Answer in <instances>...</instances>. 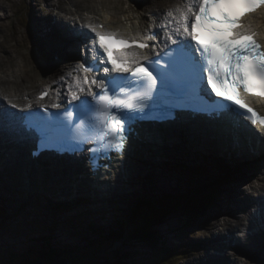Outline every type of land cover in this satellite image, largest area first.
<instances>
[{"label": "snow or ice", "instance_id": "1", "mask_svg": "<svg viewBox=\"0 0 264 264\" xmlns=\"http://www.w3.org/2000/svg\"><path fill=\"white\" fill-rule=\"evenodd\" d=\"M261 5L264 0H186L183 7L166 13L172 27L159 41L163 49L149 43L157 42L159 32L138 40L89 24L81 52L90 59L74 66L63 97L67 105L62 108V99L52 104L57 110L52 112L44 104L39 109L27 104L20 114L26 113L46 146L71 151L89 136L95 137L91 143L107 140L110 148L124 151L130 121L149 116L168 93L187 103L214 94L219 101L208 107L238 111L252 125L264 126V115L241 97V90L264 97V43L243 23V17ZM47 95L41 91L38 101Z\"/></svg>", "mask_w": 264, "mask_h": 264}, {"label": "bare ground", "instance_id": "2", "mask_svg": "<svg viewBox=\"0 0 264 264\" xmlns=\"http://www.w3.org/2000/svg\"><path fill=\"white\" fill-rule=\"evenodd\" d=\"M13 2L14 0H10ZM71 3H65L63 0H49L50 9L45 15L37 14L35 11L32 14H29L27 16L29 27L31 30L38 36V38L45 42L44 48H47L48 50L52 51V54L60 55V59L62 55L64 56V59L68 57V48L64 44H58L63 43L65 37H61L63 35V30H61L60 25L62 24L64 27L68 24L75 22L78 17L81 16H87V18H83L81 22L85 24L86 26L89 24L93 25L94 19H96V16H99V19L106 23L108 25V29H113L114 26L122 31L123 34H128L129 30H136L137 28L143 29L144 27L148 26L147 18L145 17L144 8L141 6L135 4L133 0H70ZM144 2H148V6L151 8L150 12L152 14H158L160 17H163L165 21H168L171 19L170 17H167L166 14H162L161 6H169L172 2H174L173 6L171 8L177 7L180 5L184 6L186 3V0H141ZM92 4V5H91ZM14 5L13 3H9L7 0H0V10L9 8V6ZM123 5V6H122ZM82 6H90L89 13H86L83 11L81 14H79V9L81 10H87L86 8H83ZM146 6V5H145ZM75 7V8H73ZM9 18V15L4 13V19L0 17V37L3 36L1 44H8L11 42L12 49L6 46V48L10 52H14L15 55L11 54L13 61L15 60L16 68H12L10 72L8 73H0V94L2 91L10 92L11 96H17L19 98H22L24 95H28L29 93L33 92L36 88H38L40 85L38 83H35L36 81H40L42 84L47 81H53L55 78V75L59 72V70L64 69V66H60L58 61V67L55 65V63H50L51 67H57L50 72H46L45 75H41L40 72H43V67H49V64L47 62H44L39 57V49L34 47L35 39L33 35L27 34L26 29L21 28V32L15 31L10 27L8 29L6 25V20ZM70 23H69V22ZM159 24L158 19H156V25ZM246 26L253 25L256 29L259 30V35L261 37L264 36V9L260 11L256 15H251L250 19L244 23ZM71 25V24H70ZM73 29H75L77 32H79V36H87L85 37V42L87 44L88 42V33L82 29V24L79 27L77 24L76 26H73ZM16 27H18L16 25ZM58 28L61 30V34H59ZM4 30H8L9 33L5 34ZM61 35V36H60ZM71 34L68 33L66 29V37L67 39L70 38ZM61 37V38H60ZM12 41H14L12 43ZM30 43L32 47V51L30 52V57H26L25 59L22 56V49L20 47L27 48L28 43ZM68 42V40H67ZM65 46V47H64ZM20 49V50H19ZM75 56V55H74ZM5 55L0 54V60H4ZM26 61L32 63V66L28 68ZM0 65H8L6 63H1ZM29 71V74H28ZM58 75V74H57ZM2 80H14L19 82L18 86L15 88H8L5 86L6 81ZM34 80L33 84H25L23 81H31ZM63 89L62 83H57L55 85L54 94L58 95L59 92ZM13 100L11 98H6L5 103L8 104L12 102ZM189 104V103H188ZM201 103H199L200 105ZM2 106V105H1ZM4 107V106H2ZM1 109V108H0ZM4 111L7 110V108H3ZM225 110H222L224 112ZM227 124L226 126L222 125V127L219 126L218 123L213 122H207V121H189L188 126L181 128L178 130L177 134L171 135L175 139H180L184 136V139L186 141V144L188 145H194L197 146L200 150L208 153H214L218 155L220 158H224L227 160V162L232 164H239L237 168V174L239 175L240 170V164L246 163V166H251L254 171L264 170V164L259 163L258 161L261 158H264V138L260 136L257 131L253 130L249 125H245V128L251 131L252 133L249 134L247 131H245L244 127L237 126L235 123H232V121L226 120ZM231 125L235 128H238L240 130H243L244 133L240 132L239 130H233L231 128ZM180 128V127H179ZM213 128V130H212ZM173 133V132H171ZM25 134V133H24ZM233 136H236L238 138H233ZM249 136V137H248ZM2 137V135H0ZM246 137V138H244ZM150 139H153V135H150ZM18 139H15L17 141ZM158 140L155 142L150 143V141H146L145 144L147 146H150L149 144L157 143ZM0 144H2L4 147L7 148V150L11 153L7 154L3 153L2 151L0 155V158H4L3 160L6 163H10L7 161V158L9 160H16L14 159L15 155L20 156L19 154L12 151V148H14L12 143L7 144L6 142L2 141L0 139ZM233 144L235 146H243L241 149L234 148ZM0 149H3L2 146H0ZM156 155H159L156 154ZM6 157V158H5ZM152 157V153L149 151L148 154L145 156V159H149ZM141 159H144L139 155V158L137 160H130L125 166L126 172L124 176L122 174L118 173L117 177L112 185H103V187L106 188V191L108 194L117 193L119 196L123 195L124 189L133 184L135 182V171L138 169L137 163L140 162ZM17 161V160H16ZM250 163V164H249ZM260 166V167H258ZM39 171V166L37 167ZM5 173H7L8 169L3 168ZM43 172V171H42ZM2 173V172H1ZM17 173L19 174L18 181L22 179L23 170L22 165H19L17 169ZM46 176L42 174V177L47 181V186L43 185L41 192L44 197L51 198L53 200L59 199L61 195H63L64 191H69L66 189H59L57 186L53 185L52 187H48V183L51 184L53 182H57L58 185H61L63 179H68L72 181L73 183H76L77 186L75 189L78 191L81 190L82 187H86V190L96 199L101 200L102 196L95 193L94 191L91 192V188L89 185H86L85 182H88V174L85 170H75L73 172H68L66 175L63 171L62 165H55L52 168V172H43ZM241 174V173H240ZM39 175V172H38ZM68 178H67V177ZM264 176V175H263ZM126 177V179H124ZM246 175L242 174V180L244 181L246 179ZM238 185V184H237ZM25 197H28L31 193L28 186H25ZM264 190V183L260 187L251 186V193L252 195H255V193L261 192ZM6 192L5 186H0V193ZM189 192V191H188ZM79 192H73L72 198L80 195ZM193 196V195H192ZM194 197V196H193ZM4 197L1 198L0 204L5 200ZM199 198V197H198ZM251 199V196H248L247 194L244 195V200L247 202ZM65 200V199H62ZM198 200V199H197ZM13 213V212H10ZM32 213H35L34 211ZM32 213H26L24 220L28 219ZM249 212L246 213V216H248ZM34 219V218H33ZM241 220L238 218L236 225H239ZM217 221L214 222V225L209 226L205 229L204 236L207 238L212 231L217 226ZM224 226L226 228H231L229 226V221L224 222ZM224 227V228H225ZM222 228L218 232V236H224L222 232L224 231ZM258 236H264V231L261 230L259 235H244L245 238L242 240L238 236V243L237 246L239 248L244 247L247 248L249 251V246L253 247L251 243H253L255 246H257L258 252L264 251V239L262 237ZM3 239H5L3 237ZM6 240V239H5ZM259 243H258V242ZM225 246L233 247V244H230L227 242ZM13 249H11L12 251ZM15 253V252H14ZM16 254V253H15ZM17 255V254H16ZM205 256L204 263L205 264H220V261L218 258ZM207 257H209L207 259ZM224 257V263L225 264H237L239 260L244 259V262L248 264L251 261V255H247L246 257H242L241 255H235L234 253L227 251L223 254ZM206 259V261H205ZM233 261V262H232ZM203 261L201 259H197L196 261H189L187 264H202Z\"/></svg>", "mask_w": 264, "mask_h": 264}, {"label": "rangeland", "instance_id": "3", "mask_svg": "<svg viewBox=\"0 0 264 264\" xmlns=\"http://www.w3.org/2000/svg\"><path fill=\"white\" fill-rule=\"evenodd\" d=\"M7 1H9V3L14 4L12 6H9V8H10L9 13L11 15V18L8 21H10V23H15V24L11 25V28L14 29L15 31L17 30L19 32H21V28H24L25 23H26V18H27V15L22 14L23 9L26 8V12H28V13L30 12V9H33L35 11V13L42 14V15H45L48 12V10L50 9V5L48 4V0H25L26 3H28V6L26 5L25 7L21 6L22 0H14L15 2L14 1L11 2L10 0H7ZM68 1H70V0H68ZM144 4H145V2L139 1V5H144ZM28 7H29V11H28ZM88 7H90V6H88ZM3 12L4 11L0 10V15H2L1 13H3ZM16 24L19 25L21 28L16 27ZM4 45L9 47L10 49H12L14 51V49L12 48L11 42H9L8 44H4ZM20 48L22 49V51L20 49L19 50L22 53V56L24 59L26 57H30V50H28L29 55H27V53L23 50L25 47H20ZM13 64H14V62L11 65H13ZM26 64H27L28 68L32 66V63H30L28 61H26ZM9 85H11V83L6 84V86H9ZM190 151H192L193 153H200L199 151H194L192 149H190ZM22 170H23V168H22ZM244 170H245V172H250L247 168H245ZM8 171H7V173H5L6 171H4V170L0 171V186H2V187L5 186V189L7 191V192L4 191L3 193H0V200L2 197L5 196V198H4L5 200L2 203L5 205H8L9 203H11L14 210H17V213L14 216L12 215V217L9 220H4V221L0 220V238L3 239V237H4L6 239V240L3 239V243H0V252H2L3 254H6V252L9 249H15L16 246L23 248L24 245L27 244L30 237H34V236H37V235L42 234V233L49 234V231H48V229H49L48 226L50 224L49 218L50 219H52V218L58 219L60 217L61 218L66 217L67 218L70 215V213L62 212L61 210L55 211V210L51 209L49 207V205H50L49 203H51L52 200H46L43 197L42 193L32 194L28 197H25V194H23L24 189H25L24 175H23V178L21 179V182L18 184H15L17 187L9 191L6 188V186H10V187L13 186V179H12L11 175H8ZM159 171L169 172L168 170H164L162 166L155 167V170H154L155 174H159L158 173ZM209 171L210 170L207 171L206 176H208ZM242 174L243 173L241 172L240 181L242 178ZM18 176H19V174H18ZM177 180H178V178H176V181ZM206 180H207V177H206ZM4 181L7 183H4ZM247 182H252L254 185H257L259 181L256 180L255 178L253 179V175H250L246 178L243 185ZM176 184H177V182L174 185H176ZM237 184L238 183H236L235 180L231 183L230 193L226 194L225 195L226 197L224 198L225 201L221 202L222 204L224 203V206L229 205L228 207H230L233 205L232 202H233V200H235V191H236V189H238L242 185V184H238V185ZM138 194H141V193H137V195ZM8 195H10V197H8ZM126 196L131 197L132 195H126ZM81 197L82 196H79L77 198H81ZM77 198H75V199H77ZM226 199L228 201H226ZM64 202L73 203L72 201H64ZM21 204H25V205L22 206ZM111 207H112L111 209H106L103 212L101 210V208H97V206H96L95 211H96L97 215L100 217L106 216L107 213L110 211V212H112V219H113V217L118 213V209L122 208V205L119 202L118 205H111ZM49 208L51 209L52 214H54V215H51L50 217H49V214H50ZM33 211L35 212L34 214L35 215L38 214L39 217L34 216V215H30V217L28 219L24 220V218L26 216L25 214L27 212H33ZM235 214H236V212L235 213L234 212L224 213L223 217H222V215H219L220 216L219 219H220V221H223L225 217H228L230 222L235 223V221H234V218L236 217ZM25 221L28 223L31 222L30 223L31 229L26 227ZM173 223H176V224L182 223V217L179 216V218L174 220ZM66 229L67 228L57 229V230H54V232L51 231L52 232L51 236L55 237L54 240L56 239L57 241H60L61 243L65 244V245H69V244L70 245H79V239L72 236L71 233H65L64 235H67V236H61V235H63L61 233L64 232ZM203 229L204 228H201V226H197V227L192 228V229H187L185 232H177V235L172 234L170 236H173L174 238H176L179 241L174 242L173 241L174 239L172 238L173 242L172 241H171V243L169 242L168 245H170L171 248L173 246H177V247L181 248L182 247L181 244H178V243H185V245H196V242L194 240H192L188 236V234L191 232L190 236H195L197 239H200L203 237V232H204ZM181 238H189L190 241H186V240H183ZM167 242H168V238H167ZM118 246H119V244L118 245L115 244L114 248L118 249V251L121 254H123L124 252L131 253L132 254L131 259L133 261L138 262L136 264L145 263V261H143V259L146 257H147V259L151 257L149 255V253H146V255H143L141 253L142 250H144L143 248H145L141 245H132V244H129V241H126V243L121 245V247H118ZM224 250H226V249L224 248ZM12 252L14 253L15 251L12 250ZM242 254L243 255L251 254V257L257 256L256 252H252V253L251 252H242ZM262 254L259 255V253H258V256L262 257ZM125 255H127L129 257L128 254H123L122 256L125 257ZM203 255H204L203 249L195 250L194 253L189 252L187 254V257L177 264H186L188 259L198 258V257H201ZM260 260H263V258H261ZM109 261H110V262H108L109 264H112L114 262L113 259H109ZM151 263L152 264H161L160 260L156 256L151 257ZM238 263L239 264H246L243 260L239 261ZM255 263H256V261H254V259H252V262H249L248 264H255ZM103 264H105V263H103ZM170 264H175V263H170Z\"/></svg>", "mask_w": 264, "mask_h": 264}, {"label": "trees", "instance_id": "4", "mask_svg": "<svg viewBox=\"0 0 264 264\" xmlns=\"http://www.w3.org/2000/svg\"><path fill=\"white\" fill-rule=\"evenodd\" d=\"M211 195H208L206 198H202V201H198L193 203L191 200H180L182 198L178 199H173L174 196H165L164 198L167 201H163L165 203H170L167 205V207H162L159 208L156 212V214L152 213V207L151 205L145 206L148 204H138L135 208V212L132 215L133 218V224L132 227H129L126 232L122 229L116 230V234H113L114 236H109V240L105 241L104 244L101 243V250H97L96 247H90L87 248L86 246H83L81 248L75 247L74 249H66L64 250L65 252H69L70 254V259L72 261V264H109L108 262L109 259H113L112 264H130V260L132 257V254L128 252H124L123 254H128L122 256L118 249H113L111 246L114 242L118 240L124 241L123 244L126 243V241H132L136 244H144L148 246L149 248L153 249L152 251L156 250L158 247L157 245L160 242V233L154 229V227H158L159 224H156L153 226V223H157L161 220L166 219L163 218L164 215L172 214L173 212L176 211H181L184 209L185 214L187 215L189 220L191 221V224L195 223V221H198L199 215L203 213V210L205 211L207 205L211 203ZM174 200V201H173ZM173 201V202H172ZM206 202V205L204 204ZM210 201V202H209ZM154 207V206H153ZM146 210L150 211V213L146 214ZM195 220V221H194ZM108 236H105L106 238ZM38 242L42 243V247H44L43 250H38L36 252V260H41L45 263H54L58 260V255L54 254L51 250V248H47L48 246L51 245L50 243V238L48 237H40L37 239ZM47 246V247H46ZM96 246H100L96 244ZM143 246V245H142ZM64 249V248H63ZM91 249V250H90ZM87 252L85 257L87 260L84 259V256L82 255L83 252ZM159 251L162 252H174L170 251L168 247H165L163 244H159ZM159 257L161 258L160 260H164L165 257H162V253L160 256V252L158 253ZM17 256L15 253H9V257L11 260V264H14L17 259ZM131 256V257H130ZM166 256V255H165ZM171 258L177 257L178 254L173 253L172 255H169ZM26 258V257H25ZM27 259V258H26ZM129 262V263H128ZM27 264H32V262H26Z\"/></svg>", "mask_w": 264, "mask_h": 264}, {"label": "water", "instance_id": "5", "mask_svg": "<svg viewBox=\"0 0 264 264\" xmlns=\"http://www.w3.org/2000/svg\"><path fill=\"white\" fill-rule=\"evenodd\" d=\"M183 229H186V228H183Z\"/></svg>", "mask_w": 264, "mask_h": 264}]
</instances>
